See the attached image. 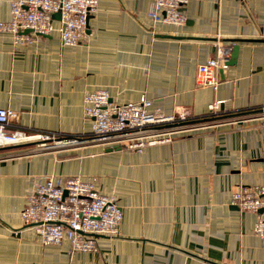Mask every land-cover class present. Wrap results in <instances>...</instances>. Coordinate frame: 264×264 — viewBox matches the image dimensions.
<instances>
[{"label": "crops", "instance_id": "crops-1", "mask_svg": "<svg viewBox=\"0 0 264 264\" xmlns=\"http://www.w3.org/2000/svg\"><path fill=\"white\" fill-rule=\"evenodd\" d=\"M10 1L0 0V20ZM149 5L98 0L72 45L56 30L22 42L0 30V106L17 111L15 128L88 132L83 96L98 87L115 102L145 96L164 112L216 119L139 150L0 146V264H264L256 212L231 202L238 186L264 183V0H188L180 25L152 20ZM234 42L217 86L196 84L197 66ZM73 175L122 210L119 233L96 235L93 250L43 244L20 215L35 179Z\"/></svg>", "mask_w": 264, "mask_h": 264}, {"label": "built area", "instance_id": "built-area-1", "mask_svg": "<svg viewBox=\"0 0 264 264\" xmlns=\"http://www.w3.org/2000/svg\"><path fill=\"white\" fill-rule=\"evenodd\" d=\"M187 1L150 0L147 14L154 21L180 25L187 20ZM97 3L98 0H11L10 17L0 20V30L13 33L17 42L56 30L62 44H76L85 38L88 15L96 10ZM57 12L58 19L53 16ZM24 29L30 31L23 32ZM228 58L225 47L218 46L214 56L197 66L196 84L216 87V69L226 67ZM222 101L209 103V111H215ZM83 103L91 124L88 132L80 134L28 133L10 123L17 116L16 110L0 106V146L33 140L35 150L87 144L139 150L146 144L169 140L175 133L204 125L197 122L200 119L191 118L187 110L164 112L145 96L134 101H112L104 87L86 92ZM56 142L62 144L55 146ZM262 167L264 170V156ZM231 202L256 212L252 230L264 238V183L238 186L232 192ZM20 215L33 226L43 244H58L67 239L72 250H93L96 235L119 233L122 210L115 198L95 188L94 179L44 176L35 179Z\"/></svg>", "mask_w": 264, "mask_h": 264}, {"label": "water", "instance_id": "water-1", "mask_svg": "<svg viewBox=\"0 0 264 264\" xmlns=\"http://www.w3.org/2000/svg\"><path fill=\"white\" fill-rule=\"evenodd\" d=\"M53 16L55 17H59V13H54ZM23 32H29L30 29H24L22 30ZM237 49H238V44L236 42H234L232 45H231V51H230V55H229V58L227 59L226 63L227 65L228 64H232L234 61H235V56H236V53H237ZM113 148H120V146H107L105 148V150H111Z\"/></svg>", "mask_w": 264, "mask_h": 264}, {"label": "rangeland", "instance_id": "rangeland-1", "mask_svg": "<svg viewBox=\"0 0 264 264\" xmlns=\"http://www.w3.org/2000/svg\"><path fill=\"white\" fill-rule=\"evenodd\" d=\"M214 121H216V119L215 118H210V119H206V120H201V121H197V122H199V123H202V124H210V123H213ZM49 144H53V142L52 141H49L48 142ZM57 145V143H55V146Z\"/></svg>", "mask_w": 264, "mask_h": 264}, {"label": "bare ground", "instance_id": "bare-ground-1", "mask_svg": "<svg viewBox=\"0 0 264 264\" xmlns=\"http://www.w3.org/2000/svg\"><path fill=\"white\" fill-rule=\"evenodd\" d=\"M57 143V145L56 146H60L62 143L61 142H56Z\"/></svg>", "mask_w": 264, "mask_h": 264}]
</instances>
